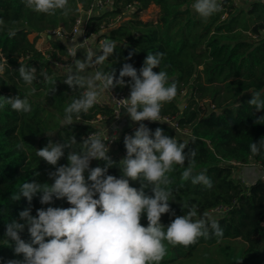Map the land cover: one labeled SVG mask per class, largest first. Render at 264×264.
<instances>
[{
    "label": "trees",
    "instance_id": "obj_1",
    "mask_svg": "<svg viewBox=\"0 0 264 264\" xmlns=\"http://www.w3.org/2000/svg\"><path fill=\"white\" fill-rule=\"evenodd\" d=\"M93 1L68 0L71 11L64 16L60 10L55 15L37 13L28 9L23 0H0V20L16 30L14 37L7 35V27L0 31V66L3 67L0 101L4 96L18 94L23 98L35 89L29 97L31 112H17L10 105L0 108V264L23 259L22 254L14 253V242L5 237L7 223L24 222L19 218L21 211L31 208L35 216L36 210L42 207L71 206L66 199L55 198L51 205H42L39 194L31 204L23 197L18 201L10 199L24 182H53L48 174L55 171V167L36 156L37 149L45 147L49 140L64 143L65 139L75 136L77 144L74 147L81 150L82 137L98 132L114 118V107L104 96L103 104L96 103L87 113H81L80 119L74 117L72 125L66 124L64 108L82 90L77 87L73 92L63 83L67 69L51 65L47 54L56 60H65L67 46L55 37L50 38L51 49L42 50L36 46L42 33L59 27L70 29L80 15L86 14ZM248 1L249 6L241 8L234 0H221L222 11L207 22L193 10L194 0H111L103 9L84 15L88 35L96 34L99 40L115 42L114 54L98 67L105 72L115 68L117 78L124 63L139 70L149 51L165 54L160 67L167 66L170 82L178 83V93L173 101L163 104L161 116H175L178 125L187 128L189 133L176 131L162 119L143 123L153 132L159 127L166 135L186 143V152L195 149V172L206 169L213 183L208 189L193 185L190 180L184 181L181 173L187 162L183 167L174 165V171L169 174L174 181L169 185L173 192L171 209L178 216L184 215L187 209L183 211L182 204H195L199 218L203 212L218 206L229 207L214 217L223 229L222 238L212 236L205 240L201 237L188 247L169 245L160 264H264V178L247 184L234 176L238 163L254 161L264 169V149L253 155L249 147L252 142L264 139V120L255 122L259 116H264V111L256 112L255 107L248 104L252 92L264 93V0ZM152 4L159 7L157 19L142 20L140 12ZM128 5H132L133 10L127 9ZM131 11L127 21L118 23V16L123 17ZM30 34H35L33 40ZM100 52L101 49L96 54ZM19 60L37 69V79L32 85L20 78ZM42 71L48 73L52 82L44 80L40 75ZM129 80L125 77L126 84ZM115 89L125 92L127 97L130 94L128 86L117 85ZM183 91L187 98L185 106L180 108L178 98ZM204 99L210 101H205V107L200 105ZM99 114L104 120L93 122ZM136 128L131 121L121 130L131 135ZM18 144L23 147L18 148ZM68 151L65 149V156L58 165L68 164ZM108 155L117 163L109 168L108 174L119 178L118 163L126 156L124 138L117 140ZM105 163L93 160L91 167H103ZM87 175L86 172V178ZM130 184L141 187L139 181H130ZM145 193L153 195L151 186ZM174 218L171 213L163 214L161 223L167 226ZM141 223L147 226L146 214ZM20 235L30 242L27 229Z\"/></svg>",
    "mask_w": 264,
    "mask_h": 264
},
{
    "label": "clouds",
    "instance_id": "obj_2",
    "mask_svg": "<svg viewBox=\"0 0 264 264\" xmlns=\"http://www.w3.org/2000/svg\"><path fill=\"white\" fill-rule=\"evenodd\" d=\"M28 9L37 13L55 15L58 10L68 16V0H23ZM193 10L207 22L214 14L222 11L221 0H194ZM7 27L0 20V31ZM7 35L14 37L16 30L7 27ZM74 38L67 47L68 54L73 57L66 67L63 83L80 92L71 103L64 108V122L72 125L73 119H80L81 113H87L104 95H110L115 103L122 108L131 121L139 123L134 134L124 137L126 156L118 165L120 177L108 174V170L117 164L108 155L109 145L102 140L100 133L91 132L82 137L83 148L77 150L75 136L64 140V143L49 140L48 144L37 149L36 156L55 167L49 172L52 183L36 181L24 182L18 192L11 194L10 199L18 201L22 197L31 204L39 194L42 205H51L54 198L65 200L70 207L39 208L36 215L27 208L19 213L23 223L12 220L6 225L5 237L14 242V253L23 259H12L7 264H160L167 255L168 246L188 247L203 237L222 238L223 229L212 214L205 211L197 218V206L183 203L184 215H176L171 209L170 198L173 192L169 185L174 181L169 174L174 165L184 166L181 179L191 181L193 185L213 187L207 170L195 172L197 151H185L186 143L178 142L175 137L165 134L162 128L153 132L143 121L160 122L164 103L173 101L178 93V83L170 82L169 74L161 68L163 52H148L143 66L137 70L132 64L124 63L117 78L116 69L107 72L98 66L114 54V41L105 40L101 43V52L97 55L87 50L84 58H76L74 49L83 47ZM131 58V54L128 59ZM17 69L20 78L27 85L37 79V69L27 67L19 60ZM95 71H87V69ZM159 68V72L154 69ZM0 71L3 67L0 66ZM40 75L46 82H52L47 72ZM125 77L130 80L125 82ZM130 87L127 98L117 99L112 90L117 86ZM32 88L23 98L18 94L5 97L0 101V108L10 105L17 112L29 113L32 106L29 97ZM264 93L252 92L248 101L256 112L264 111ZM239 106V105H237ZM119 108L117 118L119 115ZM264 120L259 116L256 123ZM114 137V136H113ZM115 140V139H113ZM22 148L21 144L17 145ZM250 150L258 155L264 149V139L252 142ZM67 154V165L58 162ZM93 160H103V167H91ZM88 173L87 178L85 173ZM130 181H139L141 187L131 186ZM151 186L153 195H147L145 189ZM171 213L175 218L165 226L161 223L163 214ZM146 214L147 226L141 219ZM27 229L30 242L21 238Z\"/></svg>",
    "mask_w": 264,
    "mask_h": 264
},
{
    "label": "built area",
    "instance_id": "obj_3",
    "mask_svg": "<svg viewBox=\"0 0 264 264\" xmlns=\"http://www.w3.org/2000/svg\"><path fill=\"white\" fill-rule=\"evenodd\" d=\"M234 1L236 3V0H234ZM110 2H111V0H94L93 3L91 4L90 8L86 11V14L80 15L77 18L74 25L70 29H65L63 27H59V28L47 31L46 33L50 37H55V38L62 40L66 44L67 47L71 44V42L74 38L77 40L78 43H83V41H84L83 47H80L78 49H74V51L76 52V58H80L81 53L86 54V50H89V49L92 50L91 37L93 36V34H91V35L87 34L84 15H90L96 9H103L105 7V5L107 3H110ZM132 7H133L132 5H128L127 9L128 8L131 9ZM120 18L121 17H119L118 20H120ZM111 25L112 24H108V26H111ZM105 40L106 39L103 38L100 41L102 43V41H105ZM100 49H101V46H100ZM67 52H68V50H67ZM47 59L51 65L55 66L56 68H61L60 65H64V66L69 65L72 62L73 57L68 54L65 57V60H56V59L52 58L50 56V54H47ZM64 68H66V67H64ZM87 71H89V69H87ZM91 71H95V69H92L89 72H91ZM112 94L117 99L127 98V95L125 92L118 91L115 88L112 90ZM104 96L108 97V99L110 100V102L112 103V105L114 107V116H113L114 118L109 125H106L103 129L99 130L98 133H100L101 137L106 142V145H109L110 150H111L115 146V144L117 143L118 139L124 138L126 135H129L128 132L122 131L118 126H116V122H120V121L125 122L126 120H130V118L124 114L123 109L119 108V106L115 103L114 99H112L110 95H104ZM103 97L98 102L99 104H103ZM205 101L210 102V101L204 99L200 102V105L205 107L206 106ZM210 106L214 107V104L211 103ZM118 108H119V115H120L119 118H117ZM104 118L105 117L103 115L99 114L97 116V119L93 120V122L99 123V122L103 121ZM161 119L170 123L176 129V131L181 132V133H185V134L189 133V130L187 128H181L178 125L175 116L171 117L168 115H164V116H161ZM133 125H134V127H139V123L133 122ZM113 139H115V140H113ZM262 178H264V177H262ZM228 209H229L228 206H218L217 208L211 210V212H215V213L220 214L222 212L227 211Z\"/></svg>",
    "mask_w": 264,
    "mask_h": 264
},
{
    "label": "rangeland",
    "instance_id": "obj_4",
    "mask_svg": "<svg viewBox=\"0 0 264 264\" xmlns=\"http://www.w3.org/2000/svg\"><path fill=\"white\" fill-rule=\"evenodd\" d=\"M236 5L241 7V8H247L249 6V1L248 0H236ZM131 10H133V8H131ZM128 11H130V9ZM158 11H159V7L152 4L149 8L140 12V18L142 20H146V21L147 20H156L157 16H158ZM131 13H132V11L127 12L123 17L118 16L117 19H119V17H121L120 20L118 21V23L127 21L131 17ZM103 32H106V30H104ZM41 36L43 37V35H41ZM34 37H35V34L29 35V38L31 40H33ZM43 43H48V41L44 40ZM91 44H92V50L94 52H96L97 50L100 49L101 41L98 39V35L95 34L91 37ZM39 47L44 48L45 46H39ZM86 54H87V50H86ZM86 54L81 53V56L80 55L79 56L82 59V58H84V56ZM90 70H92V69L90 68L89 71ZM186 98H187V94L185 91H183L181 96H179V98H178V101L181 103L182 107L185 106ZM120 124L117 123L116 126H119L120 129H124L125 127L129 126L130 122H123L121 125ZM234 176L240 178L245 183L250 184V183L254 182L256 179H258L260 177L261 178L264 177V169L261 167L260 164L254 162V161H250L247 164H239L238 163L237 167L234 170ZM209 213L212 214L214 217H216L219 214V213H215V212H211V211Z\"/></svg>",
    "mask_w": 264,
    "mask_h": 264
},
{
    "label": "crops",
    "instance_id": "obj_5",
    "mask_svg": "<svg viewBox=\"0 0 264 264\" xmlns=\"http://www.w3.org/2000/svg\"><path fill=\"white\" fill-rule=\"evenodd\" d=\"M41 35H43V37L42 36H40V38L38 39L39 41L36 43V46L39 48V49H42V50H48V49H51V42H50V36L47 34V33H42ZM42 37V38H41ZM41 39V40H40ZM44 40H47L48 41V43H43V41ZM39 46H45L44 48H42V47H39ZM67 69V68H66ZM122 121H120V122H116V124L117 123H121ZM125 122H130V124H131V121L130 120H126ZM123 123V122H122ZM121 123V124H122ZM120 124V125H121ZM119 127V126H118Z\"/></svg>",
    "mask_w": 264,
    "mask_h": 264
},
{
    "label": "water",
    "instance_id": "obj_6",
    "mask_svg": "<svg viewBox=\"0 0 264 264\" xmlns=\"http://www.w3.org/2000/svg\"><path fill=\"white\" fill-rule=\"evenodd\" d=\"M180 108H183L182 105H180Z\"/></svg>",
    "mask_w": 264,
    "mask_h": 264
}]
</instances>
